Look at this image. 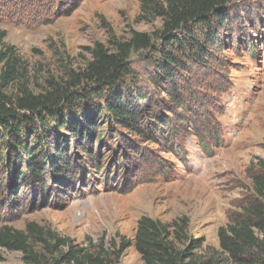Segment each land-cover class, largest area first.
I'll use <instances>...</instances> for the list:
<instances>
[{"label":"rangeland","instance_id":"obj_1","mask_svg":"<svg viewBox=\"0 0 264 264\" xmlns=\"http://www.w3.org/2000/svg\"><path fill=\"white\" fill-rule=\"evenodd\" d=\"M227 8L231 32L220 33L226 43L209 47L204 66L187 64L176 104L165 82L161 93L152 91L150 52L131 53L139 85L151 94L142 115L149 121L160 116L161 128L144 124V137L110 128L106 144L95 147L104 161L100 177H88L71 196L49 204L21 195L12 211L0 208V230L26 231L34 224L78 248L94 251L102 243L113 264H144L135 247L139 222H186L181 243L174 228L169 231L177 249L193 253V264H263L257 255L226 252L219 237L255 203L253 180L264 174V0H230ZM147 11L142 0H0V26L6 46L23 62L29 88L41 94L74 83L99 44L114 52L134 33L155 40L163 21ZM123 135L138 149L137 158L122 159ZM192 239L199 244L194 251ZM0 264H24V255L0 247Z\"/></svg>","mask_w":264,"mask_h":264},{"label":"trees","instance_id":"obj_2","mask_svg":"<svg viewBox=\"0 0 264 264\" xmlns=\"http://www.w3.org/2000/svg\"><path fill=\"white\" fill-rule=\"evenodd\" d=\"M142 1L146 13L163 21L155 40L134 33L114 52L99 44L82 76L72 77L74 83L54 84L41 94L29 88L23 62L15 47L6 46L7 34L0 26V208L12 211L21 195L32 203L62 201L88 177H100L104 161L95 147L101 149L106 144L114 126L139 137L147 134L146 125L155 131L161 128L160 116L150 115L149 121L142 115L141 104L151 94L139 85L130 64L131 53L150 52L147 60L155 75L149 85L154 93H161L162 83L168 84L169 102L176 104L178 79L189 73L187 64L204 66L210 57L209 47L221 48L226 43L220 33L231 32L230 0ZM58 3L65 7L63 1ZM18 82L22 85L17 93L9 94ZM122 138V159L137 158L133 154L138 149L124 135ZM112 167L114 160L103 175L108 183ZM253 184L255 203L236 224L222 228L219 237L226 252L257 255L255 260L264 264V174L256 176ZM186 227V222L166 226L143 218L135 247L144 264H193V253L177 249L169 231L174 228L173 235L179 239ZM55 238L34 224L27 225L26 231L3 227L0 247L21 252L24 264H113L102 243L93 251L75 247L69 239ZM36 240L43 245L42 250L37 249ZM190 243L191 251L199 246L195 239Z\"/></svg>","mask_w":264,"mask_h":264}]
</instances>
